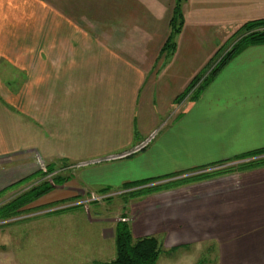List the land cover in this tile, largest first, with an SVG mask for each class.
<instances>
[{"label": "crops", "instance_id": "crops-1", "mask_svg": "<svg viewBox=\"0 0 264 264\" xmlns=\"http://www.w3.org/2000/svg\"><path fill=\"white\" fill-rule=\"evenodd\" d=\"M173 4L0 0V204L41 165L71 176L41 197L50 203L191 176L264 147V44L233 56L195 99L179 98L211 45L264 18V0H185L175 50L160 57ZM137 199L125 209L136 236L206 245L213 264H264V165Z\"/></svg>", "mask_w": 264, "mask_h": 264}, {"label": "rangeland", "instance_id": "rangeland-1", "mask_svg": "<svg viewBox=\"0 0 264 264\" xmlns=\"http://www.w3.org/2000/svg\"><path fill=\"white\" fill-rule=\"evenodd\" d=\"M235 33L230 38L226 37L215 42V45H211L216 57L204 71V75L230 48L236 38ZM40 168L44 170L43 165ZM235 170L237 169L231 168L217 173H229ZM211 174L216 173L208 175ZM192 176L191 178L185 176L186 179L184 177L171 178L173 181L162 184L160 189L129 199L116 194L100 201L87 203L83 200L86 199L89 191H84L74 195L77 196L78 201L74 204L80 203V205L73 209L57 214H45L53 210V208H47L26 214L25 217H33L7 226H0V264H105L115 256L114 227L116 222H129L131 218L130 214L125 211L127 202L131 199L150 198L155 193L160 194L193 179L205 177ZM45 178L50 180L51 176L47 175ZM159 182H165V180ZM92 191L97 193L99 188L96 186ZM47 202L48 198L45 197L31 205L40 206L48 204ZM71 204L73 205V202H67L59 207ZM158 238L161 252L156 264H213L215 255L206 252L209 250L205 248L206 245L191 247L192 251L190 248L187 250L176 248L171 251L170 248L173 246L169 247L164 239Z\"/></svg>", "mask_w": 264, "mask_h": 264}, {"label": "trees", "instance_id": "trees-1", "mask_svg": "<svg viewBox=\"0 0 264 264\" xmlns=\"http://www.w3.org/2000/svg\"><path fill=\"white\" fill-rule=\"evenodd\" d=\"M184 1L185 0H174L171 17L169 19V34L161 48L160 57H168L175 50L176 36L181 31V28L184 23V17L182 12V6ZM235 34L236 38L232 42L230 48L223 53V55L216 61V63L211 68H209V70L204 75V71L215 59L216 56H214L207 65V67L202 71V73L195 76V78L192 80L186 90L179 96V98H183L184 96L189 94L191 99H195L200 94L202 89H204L212 81V79L220 71V69L233 56H235L237 53H239L241 50L248 46L264 44V18L250 20L243 23ZM248 157L255 158L247 162H241L234 165H227L223 168L214 169L210 172L195 173L192 177H201L210 173L223 172L231 168L242 170L249 167L264 165V147L237 156L236 158L230 161L241 160ZM224 163L226 162L219 163V165ZM53 170V167L45 166V170L40 169L35 173L31 174L29 177L26 178L35 179L34 183L31 186L24 190H21L13 197L0 204V221H5L0 226H7L13 223L25 221L26 219L33 217H25L26 214L41 211L47 208H55L67 202L77 201V196H73L68 199L50 202L45 205H31L33 202L37 201L42 196L49 193L55 185L63 183L69 180V178H71L70 174H52L51 172ZM47 175L51 176L50 180L45 178ZM174 177L176 176L172 175L158 179H145L137 182L125 183L120 188L127 189V191L122 192L118 195L123 196L124 199L138 197L153 190L160 189L163 186L162 184L173 181V179L171 178ZM162 180H165V182H159ZM109 191H111V188L109 187L99 189V192L101 193H106ZM79 205L80 204H73L61 208H56L47 211L45 214L62 213L67 210L78 207ZM114 244L115 256L113 259L106 262L105 264H156V261L161 252V245L157 235L149 234L135 236L131 231L129 223L125 221H118L115 224ZM176 248L177 247L175 246L170 248V250L172 251Z\"/></svg>", "mask_w": 264, "mask_h": 264}, {"label": "built area", "instance_id": "built-area-1", "mask_svg": "<svg viewBox=\"0 0 264 264\" xmlns=\"http://www.w3.org/2000/svg\"><path fill=\"white\" fill-rule=\"evenodd\" d=\"M147 142H148V140H145V141H143V142H140L137 146H135V147L131 150V152H136V151H138V150L144 148V147L146 146ZM128 153H130V152H128ZM254 158H255V157H248V158H244V159H241V160H234V161H232V162L230 161V162H228V163L220 164V165L217 166V167H218V168H223V167H225V166H227V165H234V164L241 163V162H247V161L252 160V159H254ZM217 167H216V168H217ZM216 168H211V169L213 170V169H216ZM211 169L200 170L199 172H196V173H203V172H206V171L211 170ZM125 191H127V189H122V188H119V189H116V190H111V191L106 192V193H101V192H97V193H95V192H93V191H89V194L87 195L86 199H84L83 201H85V202H87V203H89V202H93V201H100V200L105 199V198H107V197H109V196L116 195V194H121L122 192H125ZM80 200H81V199H79V201H80ZM75 202H76V201H75ZM75 202H73V204H74ZM77 202H78V201H77ZM78 204H80V203H78ZM71 205H72V204H71ZM59 206H60V205H59ZM59 206H57V208H61V207H59ZM67 206H69V205H67ZM63 207H65V206H63ZM53 209H56V207L53 208ZM4 222H5V221H0V225H1L2 223H4Z\"/></svg>", "mask_w": 264, "mask_h": 264}]
</instances>
